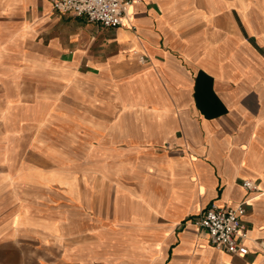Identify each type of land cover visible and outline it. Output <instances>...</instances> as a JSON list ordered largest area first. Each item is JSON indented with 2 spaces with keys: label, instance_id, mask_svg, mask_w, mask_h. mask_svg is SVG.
Segmentation results:
<instances>
[{
  "label": "crops",
  "instance_id": "crops-1",
  "mask_svg": "<svg viewBox=\"0 0 264 264\" xmlns=\"http://www.w3.org/2000/svg\"><path fill=\"white\" fill-rule=\"evenodd\" d=\"M245 198L264 237V0H136L116 28L0 0V264H264L188 221Z\"/></svg>",
  "mask_w": 264,
  "mask_h": 264
},
{
  "label": "built area",
  "instance_id": "built-area-1",
  "mask_svg": "<svg viewBox=\"0 0 264 264\" xmlns=\"http://www.w3.org/2000/svg\"><path fill=\"white\" fill-rule=\"evenodd\" d=\"M50 1L59 14L86 16L90 22L107 28L131 26L135 15L136 0ZM242 184L249 191L258 190L253 180H243ZM250 206V198L243 199L236 206L212 202L188 221L198 232L206 231L210 244L219 250L242 258L253 250L264 254V237H252L244 221Z\"/></svg>",
  "mask_w": 264,
  "mask_h": 264
},
{
  "label": "rangeland",
  "instance_id": "rangeland-1",
  "mask_svg": "<svg viewBox=\"0 0 264 264\" xmlns=\"http://www.w3.org/2000/svg\"><path fill=\"white\" fill-rule=\"evenodd\" d=\"M30 135V134H29ZM41 135H43V137L47 136V133L41 132ZM61 135V134H60ZM80 142L76 141V142H72V149L69 150V153H64L63 149L57 150V156H70V160H71V171L73 173V175L78 176L80 173V169L82 167L81 161L85 160L86 157V150L80 147ZM82 157H84V159H82ZM37 255V251H36V246L34 245H28L25 246V255H24V259L22 261V264H58L61 262L60 257L62 255V247L61 249H57L56 251V255H57V259L54 262L53 260L50 261L49 263L47 261H37L35 259H33L35 256ZM21 262L19 261H15V259H11L9 261H7V264H20Z\"/></svg>",
  "mask_w": 264,
  "mask_h": 264
}]
</instances>
